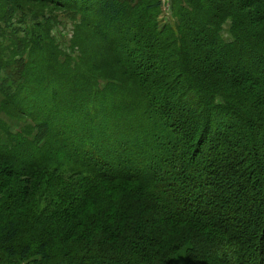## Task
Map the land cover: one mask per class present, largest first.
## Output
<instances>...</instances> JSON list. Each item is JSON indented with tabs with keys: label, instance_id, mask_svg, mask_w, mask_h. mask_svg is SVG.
I'll use <instances>...</instances> for the list:
<instances>
[{
	"label": "trees",
	"instance_id": "obj_1",
	"mask_svg": "<svg viewBox=\"0 0 264 264\" xmlns=\"http://www.w3.org/2000/svg\"><path fill=\"white\" fill-rule=\"evenodd\" d=\"M172 3L0 0V264H264V0Z\"/></svg>",
	"mask_w": 264,
	"mask_h": 264
},
{
	"label": "rangeland",
	"instance_id": "obj_2",
	"mask_svg": "<svg viewBox=\"0 0 264 264\" xmlns=\"http://www.w3.org/2000/svg\"><path fill=\"white\" fill-rule=\"evenodd\" d=\"M162 2L161 9L158 14V21L161 26L169 24L174 21L173 3L172 0H160ZM30 8L26 9L24 13L22 11L15 14L14 24L9 29L13 28L21 29L19 36L25 37L28 29L35 28L38 23L51 22L50 36L60 46L62 51H65L73 59L81 57V52L78 46L75 44V37L77 35V27L82 24V14L74 15L71 10L45 7L40 4H31ZM26 15V16H25ZM24 19V22L21 21ZM224 36L227 40H231L228 25L224 26ZM105 85V82H102ZM1 100V96H0ZM0 118L10 122L12 130L18 132L24 124L19 121L11 120L9 117L0 111Z\"/></svg>",
	"mask_w": 264,
	"mask_h": 264
}]
</instances>
